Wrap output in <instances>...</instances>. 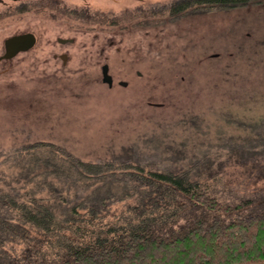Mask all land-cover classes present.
I'll return each mask as SVG.
<instances>
[{"label":"rangeland","instance_id":"374dc122","mask_svg":"<svg viewBox=\"0 0 264 264\" xmlns=\"http://www.w3.org/2000/svg\"><path fill=\"white\" fill-rule=\"evenodd\" d=\"M58 1L96 17L66 19L52 8L0 19V55L8 35H36L32 49L0 61V154L46 142L91 162L200 167L210 158L219 169L210 194L229 203L256 196L264 212V189L253 196L260 184L238 163L248 153L217 143L233 133L238 148L250 131H264V0ZM177 2L187 4L175 11Z\"/></svg>","mask_w":264,"mask_h":264},{"label":"trees","instance_id":"16d2710c","mask_svg":"<svg viewBox=\"0 0 264 264\" xmlns=\"http://www.w3.org/2000/svg\"><path fill=\"white\" fill-rule=\"evenodd\" d=\"M257 122L264 128V118ZM250 133L238 148L230 143L237 138L233 133L217 143L248 153L238 163L259 182L261 189H250L255 196L264 189V131ZM0 156V264L264 261V212L254 208L261 199L229 203L211 195L219 169L211 167L210 158L200 167L127 157L91 162L46 142Z\"/></svg>","mask_w":264,"mask_h":264},{"label":"flooded vegetation","instance_id":"af4514ba","mask_svg":"<svg viewBox=\"0 0 264 264\" xmlns=\"http://www.w3.org/2000/svg\"><path fill=\"white\" fill-rule=\"evenodd\" d=\"M81 1L86 2L85 0H81ZM52 8L55 9V11L57 12L58 10L59 11L62 10L60 12L61 14L65 13L66 19H94V17H96L94 16V13H90L88 9H83V8L78 9L77 5H75L74 7H71V6L69 7V5H67L66 3L63 5V2L58 1V0H0V19H3V18L28 19L30 17L31 12L44 13L46 10H50ZM86 8L88 7L86 6ZM80 11L82 12V14H79ZM52 16H53L52 19H56L55 15H52ZM103 19H107V18H103ZM26 32L33 33V35L35 36V43H36V35L32 31H22V32L12 33L3 39L2 54L0 56H2L5 53L4 41L6 38L13 36V35L26 33ZM57 42H59L60 44L72 43L73 38L57 37ZM33 46L30 49H32ZM30 49H28L27 51H29ZM27 51H24V52H27ZM19 53H22V52H18L17 54ZM54 55L59 56V58H61V56H64L66 60L68 58L67 52H60L57 54L55 53ZM12 58H9V59L0 58V61L1 60L7 61V60H11Z\"/></svg>","mask_w":264,"mask_h":264},{"label":"water","instance_id":"95a60500","mask_svg":"<svg viewBox=\"0 0 264 264\" xmlns=\"http://www.w3.org/2000/svg\"><path fill=\"white\" fill-rule=\"evenodd\" d=\"M35 43V36L31 32L21 33L17 35L10 36L5 39V53L0 56V58L9 59L17 55L18 52H24L30 49ZM62 63L65 64L66 58L61 56ZM109 67L107 63L101 66L102 82L106 83L108 86L112 85L113 79L109 73ZM121 85H126V81H120ZM245 264H264V261L251 262Z\"/></svg>","mask_w":264,"mask_h":264}]
</instances>
